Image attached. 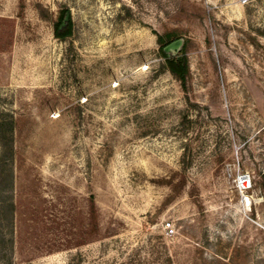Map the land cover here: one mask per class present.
I'll use <instances>...</instances> for the list:
<instances>
[{
  "label": "rangeland",
  "instance_id": "obj_1",
  "mask_svg": "<svg viewBox=\"0 0 264 264\" xmlns=\"http://www.w3.org/2000/svg\"><path fill=\"white\" fill-rule=\"evenodd\" d=\"M0 112V264H264V0H0Z\"/></svg>",
  "mask_w": 264,
  "mask_h": 264
},
{
  "label": "trees",
  "instance_id": "obj_2",
  "mask_svg": "<svg viewBox=\"0 0 264 264\" xmlns=\"http://www.w3.org/2000/svg\"><path fill=\"white\" fill-rule=\"evenodd\" d=\"M52 28L54 36L60 40L68 39L72 35L73 24L68 10L64 8L59 10L52 24ZM180 38L182 36L175 32L156 34L158 54L162 59L160 65L161 70L169 72L180 83L181 87L185 89L186 79L189 74V65L186 56L187 40L183 39L182 47L176 54H168L163 50L165 46ZM11 125L12 121L7 120L4 113L0 112V194L3 191L7 192L12 184L10 162L12 161L14 148ZM7 197V195L1 194L0 209H6L12 214L14 205Z\"/></svg>",
  "mask_w": 264,
  "mask_h": 264
},
{
  "label": "built area",
  "instance_id": "obj_3",
  "mask_svg": "<svg viewBox=\"0 0 264 264\" xmlns=\"http://www.w3.org/2000/svg\"><path fill=\"white\" fill-rule=\"evenodd\" d=\"M238 189L239 190H244L248 187L249 185V180H248V177L244 174H241L240 176H238ZM166 229H167V233H172L173 232V229H172V226L170 223H166Z\"/></svg>",
  "mask_w": 264,
  "mask_h": 264
},
{
  "label": "water",
  "instance_id": "obj_4",
  "mask_svg": "<svg viewBox=\"0 0 264 264\" xmlns=\"http://www.w3.org/2000/svg\"><path fill=\"white\" fill-rule=\"evenodd\" d=\"M182 44H183V39L180 38L165 46L163 50L168 54H176L181 49Z\"/></svg>",
  "mask_w": 264,
  "mask_h": 264
},
{
  "label": "bare ground",
  "instance_id": "obj_5",
  "mask_svg": "<svg viewBox=\"0 0 264 264\" xmlns=\"http://www.w3.org/2000/svg\"><path fill=\"white\" fill-rule=\"evenodd\" d=\"M246 202H247V203L249 202L248 198H246Z\"/></svg>",
  "mask_w": 264,
  "mask_h": 264
}]
</instances>
